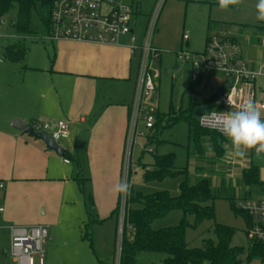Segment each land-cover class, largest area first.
Segmentation results:
<instances>
[{
  "label": "rangeland",
  "instance_id": "obj_1",
  "mask_svg": "<svg viewBox=\"0 0 264 264\" xmlns=\"http://www.w3.org/2000/svg\"><path fill=\"white\" fill-rule=\"evenodd\" d=\"M122 1L136 11L135 17H139L140 21L144 17L147 18L159 2L161 3L157 31L153 36V45L159 48V57L156 60L159 78L156 81V98L151 107L163 118L169 114L171 107L178 111L186 109L190 102H204L224 83L221 74L203 71L198 82L192 86L190 63L177 58L182 49L186 48L189 53L202 52L207 36L236 39L248 61L255 60L264 64V30L258 29L264 28V22L256 19L257 0H243L239 7L232 6L228 11L219 9L218 0ZM8 20L16 21V9L8 13ZM9 30L14 32L12 28ZM253 38L257 40L256 43L251 42ZM17 42L25 47L22 61L12 63L3 54L4 49L0 52V102H5V106L10 110L24 107V102H45L43 96L51 97L53 94L50 93L53 92V84L48 73L43 72L50 66L53 56L52 44L35 38H14L4 40L1 44L5 48ZM258 84H262V81ZM261 118L264 119V112H261ZM0 124L6 125L7 121L3 122L0 118ZM138 131L144 135L136 137L129 158L131 138L127 125L121 147V160L119 158L116 171L112 166L109 179L105 183L102 181L101 187L85 184L84 192H81L72 181L61 184L60 208L53 219H48L51 215L46 211L42 215L41 207L39 217L34 214L33 218H27L17 213V217L9 218L5 212L0 214V228L5 227L0 230V264H11L10 258L1 253L8 247L6 228L9 225L44 224L48 227V239L43 244L44 264H121V242L128 193L117 195L113 191L114 185L124 181L130 186L129 190L133 188L135 192L143 195L167 191L170 196L176 197L179 195V183L185 177L189 185H195L203 179L208 181L213 196L209 204L214 207L215 223L234 228V245L246 250L249 240L245 235L246 224L241 217L232 214L230 201L238 208L243 199L261 193L259 185L245 186L241 173L252 164L258 166L261 176L264 157L250 154V151L243 157L234 155L231 141L227 138L220 141L222 156H216L208 137L201 139L203 151L199 153L194 143L188 140V129L184 122L159 131L156 137L154 135L155 142L151 146L147 145L146 140L153 133L143 127ZM170 153L175 155V169L186 170V176L144 182L143 173L152 170L153 157ZM35 187L43 188L41 184ZM102 187L105 190H102ZM262 191L264 192V188ZM88 194L98 208L93 217L87 215L88 212L95 211H90L93 201L87 198ZM5 198L4 191H0V206L6 205ZM117 202L118 210L115 212ZM131 208L138 209L139 206L131 205ZM181 219L182 213L173 211L156 220L152 229L176 226ZM187 220L193 223L194 218L188 217ZM212 225V222H204L197 229L188 228L185 232L188 245L192 248H202L205 240L214 239ZM162 258L163 255L143 253L137 256L136 264H162ZM37 260L35 257L36 264ZM251 264L264 263L255 261Z\"/></svg>",
  "mask_w": 264,
  "mask_h": 264
},
{
  "label": "crops",
  "instance_id": "obj_2",
  "mask_svg": "<svg viewBox=\"0 0 264 264\" xmlns=\"http://www.w3.org/2000/svg\"><path fill=\"white\" fill-rule=\"evenodd\" d=\"M146 20L145 17L142 21L139 17L132 19L139 45ZM127 42V38L121 45L70 40L50 42L53 56L50 66L43 72L48 73L53 84L51 97L43 96L45 102H24V107L16 110H10L5 102H0V118L7 121L6 125L0 124V183L3 184L0 191L6 196V205L0 207L9 218L17 217V213L27 218H33L34 214L39 217L41 207L42 215L46 211L51 215L48 219H53L60 208L61 184L72 181L78 187L76 176L81 172L84 186L101 187L102 181L105 183L109 179L111 168L116 171L119 158L121 160L138 65L137 56L131 55ZM247 62L254 70L263 65L255 60ZM213 96L215 94L197 103L196 107L208 104ZM15 119L27 124L47 123L52 128L57 121H66L69 139L61 146L66 155L58 156L41 140L15 130L11 126ZM65 159L68 164L63 162ZM39 184L42 189L35 187ZM87 198L93 201L91 211H95L90 213L93 217L98 208L90 194ZM43 226L47 227L46 224ZM1 253L5 255V251Z\"/></svg>",
  "mask_w": 264,
  "mask_h": 264
},
{
  "label": "built area",
  "instance_id": "obj_3",
  "mask_svg": "<svg viewBox=\"0 0 264 264\" xmlns=\"http://www.w3.org/2000/svg\"><path fill=\"white\" fill-rule=\"evenodd\" d=\"M157 8L147 17L143 30L142 44L137 43L133 30L132 19L135 17L130 6L122 0H56L53 3L50 16V32L38 39L44 42L70 40L75 42H91L104 45H121L127 38V47L132 56H137V75L133 98L129 109L128 130L130 139L129 158L136 137L144 133L138 129L143 127L152 132L158 113L151 107V97L156 93V81L159 72L156 60L159 50L152 44L156 30L159 9ZM159 13V14H158ZM16 21L8 20V14L0 17V52L5 54L2 42L9 39H20L10 28H15ZM186 38V37H185ZM177 58L190 63L192 67L191 81L196 83L203 71L216 72L222 75L224 83L233 80L230 87L221 95H216L211 102L213 105L204 113L197 114L198 126L226 138L220 130L213 113L227 114L241 110L252 102L261 112H264V64L255 70L245 59L240 45L234 39L209 36L205 48L201 53H189L182 49ZM262 81V84L258 82ZM217 89V90H218ZM203 117V121L201 119ZM262 119V118H261ZM264 120V119H262ZM27 129L35 133H46L60 147L69 139V124L60 120L53 128L47 123L31 122ZM250 154H256L251 150ZM264 157V155H260ZM68 164V160H63ZM261 193L255 197L243 199L238 208L248 217L246 236L249 240L264 243V168L259 178ZM3 184L0 183V189ZM3 208L0 207V213ZM8 247L6 257L11 264H44L43 244L48 239V227L36 226H8L6 228Z\"/></svg>",
  "mask_w": 264,
  "mask_h": 264
},
{
  "label": "trees",
  "instance_id": "obj_4",
  "mask_svg": "<svg viewBox=\"0 0 264 264\" xmlns=\"http://www.w3.org/2000/svg\"><path fill=\"white\" fill-rule=\"evenodd\" d=\"M55 1L0 0V17H4L11 10L16 9L14 33L20 39H38L50 32V16ZM258 29L264 30L261 27ZM252 42L256 43L257 40L253 38ZM24 56L25 47L18 42L9 45L5 50V57L12 63L22 61ZM196 106V103L190 102L186 109L178 111L171 107L169 114L164 116L165 119L158 114L152 130L153 134L151 137H147V145L154 144L159 131L161 132L178 122H184L188 129V140L194 143L199 153L203 151L200 145L201 139L208 137L216 156H222L223 150L220 148V141H223L224 138L198 126ZM174 162L175 155L172 153L161 157L154 156L153 168L144 171L142 180L152 182L168 177L186 176L187 171L176 170ZM185 178L179 183V195L176 197L170 196L167 191L143 195L130 188L125 203L121 264H136L137 256L143 253L163 255L164 258L160 259L162 264H251L255 261L264 263V243L248 240V248L245 250L241 246L234 245L236 236L234 228L215 223L214 207L209 204L212 202L213 196L208 181L203 179L195 185H189ZM241 178L247 187L260 185L258 166L251 164L249 168L242 170ZM76 181L79 191L84 192V180L81 177V172H78ZM131 205H137L139 208L133 209ZM91 210L92 208H90ZM117 210L118 202L115 212ZM230 210L235 217H241L248 225L247 214L237 208L232 201H230ZM173 211L182 213V219L178 225L159 230L152 229V224L156 220L166 217ZM88 214L90 215V212ZM188 217L194 218L193 223L187 220ZM204 222L213 223L214 239L205 240L202 248L190 247L185 239L186 230L188 228L197 229Z\"/></svg>",
  "mask_w": 264,
  "mask_h": 264
},
{
  "label": "clouds",
  "instance_id": "obj_5",
  "mask_svg": "<svg viewBox=\"0 0 264 264\" xmlns=\"http://www.w3.org/2000/svg\"><path fill=\"white\" fill-rule=\"evenodd\" d=\"M243 0H218L221 11H228L232 6L239 7ZM256 19L264 22V0H257ZM224 136L231 141L234 155L243 157L248 151L255 150L257 156L264 155V120L261 110L252 102L244 105L241 110L227 114L213 113ZM203 121V117H201ZM129 185L121 181L114 185L117 195H126Z\"/></svg>",
  "mask_w": 264,
  "mask_h": 264
},
{
  "label": "water",
  "instance_id": "obj_6",
  "mask_svg": "<svg viewBox=\"0 0 264 264\" xmlns=\"http://www.w3.org/2000/svg\"><path fill=\"white\" fill-rule=\"evenodd\" d=\"M233 80L226 82L223 86H221L217 91H216V95H221L226 88L230 87L232 84ZM155 100V93L152 95L151 97V102H154ZM213 104H205L203 106H199L196 107L195 112L196 114L199 113H204L206 110H208ZM11 126L19 131V132H23L24 134H27L30 138L33 139H38L41 140L44 145L46 146V148L52 152H54L55 154H57L58 156H63L65 151L63 148H61L59 145H57L51 138L49 135H47L46 133H35L32 132L31 130L27 129V123L23 122L19 119H15L13 120Z\"/></svg>",
  "mask_w": 264,
  "mask_h": 264
}]
</instances>
